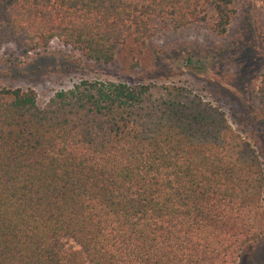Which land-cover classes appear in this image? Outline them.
<instances>
[{
  "label": "trees",
  "instance_id": "obj_1",
  "mask_svg": "<svg viewBox=\"0 0 264 264\" xmlns=\"http://www.w3.org/2000/svg\"><path fill=\"white\" fill-rule=\"evenodd\" d=\"M235 4L0 0V52L57 40L113 65L153 18L172 30L211 18L222 35ZM253 97L264 143V71ZM262 239L260 151L189 87L82 79L42 105L33 89L0 87V264H245Z\"/></svg>",
  "mask_w": 264,
  "mask_h": 264
},
{
  "label": "rangeland",
  "instance_id": "obj_2",
  "mask_svg": "<svg viewBox=\"0 0 264 264\" xmlns=\"http://www.w3.org/2000/svg\"><path fill=\"white\" fill-rule=\"evenodd\" d=\"M235 9L222 35L212 31L211 18L179 30H172L165 18H153L144 44L127 41L113 65L93 63L57 40L26 56L6 47L0 52V87L33 89L42 105L56 90L82 79L183 84L221 108L264 161L252 112L264 71V8L259 0H236ZM259 247L264 248V239L244 248L242 262L248 257L245 264H264Z\"/></svg>",
  "mask_w": 264,
  "mask_h": 264
}]
</instances>
